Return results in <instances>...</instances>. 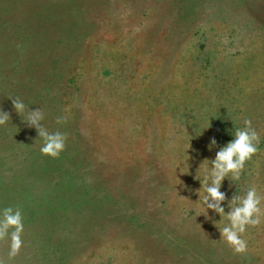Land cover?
Listing matches in <instances>:
<instances>
[{
	"label": "rangeland",
	"instance_id": "rangeland-1",
	"mask_svg": "<svg viewBox=\"0 0 264 264\" xmlns=\"http://www.w3.org/2000/svg\"><path fill=\"white\" fill-rule=\"evenodd\" d=\"M0 64V219L23 223L0 261L264 264V218L239 254L227 218L201 210L205 167L245 120L258 151L218 207L264 194V0H0ZM34 110L66 136L57 157Z\"/></svg>",
	"mask_w": 264,
	"mask_h": 264
},
{
	"label": "clouds",
	"instance_id": "clouds-1",
	"mask_svg": "<svg viewBox=\"0 0 264 264\" xmlns=\"http://www.w3.org/2000/svg\"><path fill=\"white\" fill-rule=\"evenodd\" d=\"M13 107L19 114L26 111V105L19 98L13 100ZM43 118L44 114L39 110H34L26 115V119L32 125L37 126L39 136L43 139L41 153L57 157L65 148L66 136L62 132H49L44 127L37 125V121ZM8 120V113L0 114V125L5 124ZM244 124V128L237 129L234 139L217 151L215 158L210 161L211 168L205 167L204 177L201 181L204 193L201 197V210L205 211L202 205L207 204L208 208L221 213L222 218H227L230 226H223L221 229L222 238L235 253L239 254L248 250V242L242 234L245 233L248 226L259 225L264 218V194L255 185L249 187L243 196L233 198V202L238 201L239 203L230 213L224 214V209L218 207L219 202L224 199V194L219 191L221 182L229 174L234 180H238L245 161L250 160L258 151L259 133L252 129L251 120H245ZM209 181H211L210 185ZM209 199L215 200L217 203H208ZM10 228L13 230L11 231L9 255L14 256L21 247L20 234L23 223L21 212L8 207L3 209L2 219H0V237L8 234ZM0 264H4V262L0 261Z\"/></svg>",
	"mask_w": 264,
	"mask_h": 264
},
{
	"label": "trees",
	"instance_id": "trees-1",
	"mask_svg": "<svg viewBox=\"0 0 264 264\" xmlns=\"http://www.w3.org/2000/svg\"><path fill=\"white\" fill-rule=\"evenodd\" d=\"M0 66H1V64H0Z\"/></svg>",
	"mask_w": 264,
	"mask_h": 264
}]
</instances>
